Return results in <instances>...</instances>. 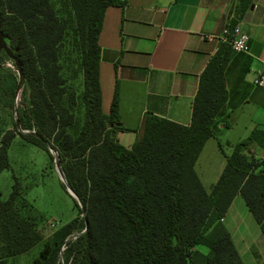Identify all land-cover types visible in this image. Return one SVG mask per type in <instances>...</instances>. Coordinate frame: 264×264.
<instances>
[{
    "label": "trees",
    "instance_id": "obj_1",
    "mask_svg": "<svg viewBox=\"0 0 264 264\" xmlns=\"http://www.w3.org/2000/svg\"><path fill=\"white\" fill-rule=\"evenodd\" d=\"M67 1L79 40L82 90L76 96L82 118L78 129L76 96L66 89L60 66L66 25L52 1L0 0V32L24 77L26 107L18 115L19 125L35 130L34 135L7 131L1 137L0 174L9 169L7 150L15 135L48 151L53 162L52 150L77 198L71 196L74 206L84 214L60 227L34 264H59L63 246L65 264H243L222 219L239 195L264 238V161L246 156L245 143L235 145L225 155V167L209 192L195 171L218 120L226 118L225 68L231 48L220 47L201 74L188 126L149 117L142 134L126 148L117 139L118 132L128 129L117 125L116 96L110 112H102L98 46L106 10L123 4ZM251 1L239 0L241 8L245 10ZM3 62L0 55V105L11 108L18 77L3 68ZM218 148L223 153L221 145ZM20 195L15 181L9 197L0 196V264L40 240L15 211L18 201L27 205ZM197 245L207 247L208 254L194 250Z\"/></svg>",
    "mask_w": 264,
    "mask_h": 264
},
{
    "label": "crops",
    "instance_id": "obj_2",
    "mask_svg": "<svg viewBox=\"0 0 264 264\" xmlns=\"http://www.w3.org/2000/svg\"><path fill=\"white\" fill-rule=\"evenodd\" d=\"M118 1L123 5L106 10L98 37L102 112H110L116 96L120 125L128 129L117 133L118 141L130 148L149 117L190 124L200 76L226 45L206 37L220 35L234 13L248 35L249 53L229 54L226 118L218 120L216 133L206 141L195 171L209 192L225 167V155H230L235 145L245 143L246 156L264 161V90L253 83L264 60V0H252L245 10L239 0ZM236 197L222 219L231 238L234 224L229 212ZM243 234L242 250L260 260L247 231ZM234 246L244 264L242 252Z\"/></svg>",
    "mask_w": 264,
    "mask_h": 264
},
{
    "label": "rangeland",
    "instance_id": "obj_3",
    "mask_svg": "<svg viewBox=\"0 0 264 264\" xmlns=\"http://www.w3.org/2000/svg\"><path fill=\"white\" fill-rule=\"evenodd\" d=\"M51 1L60 19L66 25L67 43L65 44V50H63L60 61L61 74L66 79L65 87L68 92H74L75 96H79L82 86L80 72H78L80 57L78 49L79 40L76 33L74 14L67 0ZM4 40L8 45L7 39L4 38ZM10 51L12 52L11 49ZM0 55L3 56L4 62L2 65L7 62L13 65L14 61L7 53L1 50ZM3 68L8 71L12 69L8 66H3ZM22 87L21 85L18 97L13 101L11 108L0 105V140L7 131L31 135L26 132L29 130V127L24 129L19 125L18 115L26 107V104L23 102ZM75 100L74 111L78 129L82 116L77 111L80 106L77 96ZM75 130L76 125L73 128V131ZM7 155L9 169L0 174L1 199L6 200L9 197L12 186L17 181L19 192L21 193L20 196H22L21 199L27 205L18 201L14 207L15 211L25 222L32 225L37 231L40 240L27 252L8 258L6 264H34L44 245L53 241L54 234L57 233L59 228L71 222L76 215H79V218L82 219L84 214L77 212L64 182L60 181L55 169L54 154H52L54 157L52 162L48 151L27 143L15 135L7 150ZM236 198L237 200L231 212H229L234 224L232 228V240L240 252H242L241 256L244 264H264V239L241 197L238 196ZM241 230L243 233L247 231L249 238L254 242V247L256 248L254 249L261 256L260 260L257 261L252 254L242 250L244 234ZM76 232L74 231L73 233ZM193 249L203 255H207L209 252V249L202 245H197ZM64 250L65 248L60 249L59 264H65L66 252Z\"/></svg>",
    "mask_w": 264,
    "mask_h": 264
},
{
    "label": "built area",
    "instance_id": "obj_4",
    "mask_svg": "<svg viewBox=\"0 0 264 264\" xmlns=\"http://www.w3.org/2000/svg\"><path fill=\"white\" fill-rule=\"evenodd\" d=\"M206 38L208 39H220L224 44H227L231 50L234 53H242V54H248V35L242 31L240 24L237 21V18L235 16L234 13H232L228 19V22L226 23V25L224 26L222 32L220 35L218 36H213V35H209ZM14 65V63H13ZM12 65V63L7 62L6 64H4V66H8L11 71H13L16 76L18 77V84L20 83V76L18 74V71L16 69V66L14 68V66ZM16 72H15V70ZM254 85L263 89L264 90V60L261 62V69L256 77V79L254 80ZM20 89H18L19 91ZM18 91L16 93L15 99L18 97ZM14 99V100H15ZM28 134L34 135L35 134V130L34 129H30L26 131ZM52 154H54L55 159L57 158V154L56 152L52 151ZM77 236L73 235L71 236L69 239H75ZM67 241V240H66ZM65 246L62 247V249H64Z\"/></svg>",
    "mask_w": 264,
    "mask_h": 264
},
{
    "label": "water",
    "instance_id": "obj_5",
    "mask_svg": "<svg viewBox=\"0 0 264 264\" xmlns=\"http://www.w3.org/2000/svg\"><path fill=\"white\" fill-rule=\"evenodd\" d=\"M4 38H5L4 35L0 32V51L3 50L14 61L15 66H16L17 71H18V74L20 76V83L18 84V89H20V86L21 85L23 86V83H24V77H23V74H22L21 66H20V63L18 62L17 58L14 56L13 52L10 51V49H9L6 41L4 40ZM117 125H120V124H117ZM50 152H51V150H50ZM55 169H56L61 181L64 182V184L66 186V190L68 191V193L74 199H77L75 194L70 190V188L67 186V184H66V182L64 180L63 174H62V172L60 170V165H59V162H58V158L55 159Z\"/></svg>",
    "mask_w": 264,
    "mask_h": 264
}]
</instances>
